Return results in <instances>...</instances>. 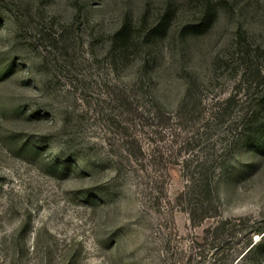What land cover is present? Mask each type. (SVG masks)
<instances>
[{
	"label": "rangeland",
	"instance_id": "374dc122",
	"mask_svg": "<svg viewBox=\"0 0 264 264\" xmlns=\"http://www.w3.org/2000/svg\"><path fill=\"white\" fill-rule=\"evenodd\" d=\"M263 235L264 0H0V264H264Z\"/></svg>",
	"mask_w": 264,
	"mask_h": 264
},
{
	"label": "trees",
	"instance_id": "16d2710c",
	"mask_svg": "<svg viewBox=\"0 0 264 264\" xmlns=\"http://www.w3.org/2000/svg\"><path fill=\"white\" fill-rule=\"evenodd\" d=\"M208 13H211V12L208 11ZM212 22H213L212 16H211V14H209L208 16H204L203 20L198 24V26H193V27L191 26V27L194 29L203 28L205 30L212 24ZM121 36H122L121 42L124 43L126 41L128 35L123 33ZM263 243H264V235L262 236V243L260 245H263Z\"/></svg>",
	"mask_w": 264,
	"mask_h": 264
}]
</instances>
